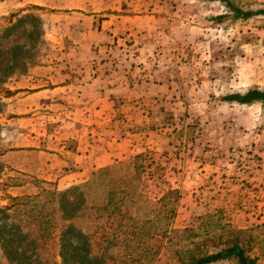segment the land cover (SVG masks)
<instances>
[{
	"label": "rangeland",
	"instance_id": "374dc122",
	"mask_svg": "<svg viewBox=\"0 0 264 264\" xmlns=\"http://www.w3.org/2000/svg\"><path fill=\"white\" fill-rule=\"evenodd\" d=\"M228 1L253 14L214 0H0V206L140 155L127 211L153 218L176 191L153 264L235 230L264 264V106L220 101L264 89V0ZM3 244L0 264H16Z\"/></svg>",
	"mask_w": 264,
	"mask_h": 264
},
{
	"label": "trees",
	"instance_id": "16d2710c",
	"mask_svg": "<svg viewBox=\"0 0 264 264\" xmlns=\"http://www.w3.org/2000/svg\"><path fill=\"white\" fill-rule=\"evenodd\" d=\"M214 1L225 2L235 18L253 14L234 7L228 0ZM220 19L221 16L214 18ZM220 101L264 106V89L251 88L223 96ZM139 158L136 155L101 168L86 182L64 191L42 188L34 196L9 197L11 204L0 206V243H5L7 259L16 264H21L19 257L24 261L22 264H153L156 253L151 251L149 240L167 235L164 223L168 226L173 217L172 197L176 191L163 194L153 218H148L147 213L143 218L128 212L127 206L139 201L137 190L143 170ZM192 232V228L184 229L181 238L190 237ZM244 235L242 230L230 232L221 248L213 246L217 248L215 251L204 250L215 238L196 242L193 248L197 253L188 250L186 257L177 254V261L210 264L232 258L236 264H259L249 256L252 238L244 239ZM14 241L23 248H15ZM56 248L59 263L54 259ZM44 252L45 255H40Z\"/></svg>",
	"mask_w": 264,
	"mask_h": 264
},
{
	"label": "crops",
	"instance_id": "0c3cea01",
	"mask_svg": "<svg viewBox=\"0 0 264 264\" xmlns=\"http://www.w3.org/2000/svg\"><path fill=\"white\" fill-rule=\"evenodd\" d=\"M100 161H102V160H98L97 163H99ZM97 167H100V165H97L93 169H96ZM89 169H90L89 166H86L85 168H82L81 170H77V175L83 174L85 171H88Z\"/></svg>",
	"mask_w": 264,
	"mask_h": 264
}]
</instances>
